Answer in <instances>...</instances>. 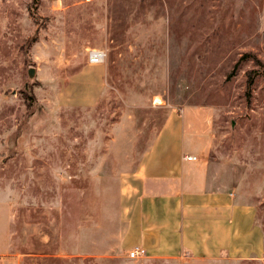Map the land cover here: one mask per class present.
<instances>
[{"label":"rangeland","instance_id":"374dc122","mask_svg":"<svg viewBox=\"0 0 264 264\" xmlns=\"http://www.w3.org/2000/svg\"><path fill=\"white\" fill-rule=\"evenodd\" d=\"M90 48L107 56L88 105L69 80ZM183 109L212 128L208 187L264 224V0H0V264H264L135 241L142 157Z\"/></svg>","mask_w":264,"mask_h":264},{"label":"crops","instance_id":"0c3cea01","mask_svg":"<svg viewBox=\"0 0 264 264\" xmlns=\"http://www.w3.org/2000/svg\"><path fill=\"white\" fill-rule=\"evenodd\" d=\"M104 81L102 63L87 62L69 86L89 105L99 100ZM205 115L171 112L144 153L139 174L146 191L134 239L158 257L263 258L264 224L257 205L241 202L234 190L208 187L209 161L200 154L209 151L214 137ZM195 117L202 127L193 124Z\"/></svg>","mask_w":264,"mask_h":264},{"label":"built area","instance_id":"2783aa9c","mask_svg":"<svg viewBox=\"0 0 264 264\" xmlns=\"http://www.w3.org/2000/svg\"><path fill=\"white\" fill-rule=\"evenodd\" d=\"M107 53L102 48H90L88 52V62L91 64L103 63L106 59ZM188 159H196L194 155L187 156ZM146 254V249L141 246H135L129 252V257L138 258Z\"/></svg>","mask_w":264,"mask_h":264},{"label":"trees","instance_id":"16d2710c","mask_svg":"<svg viewBox=\"0 0 264 264\" xmlns=\"http://www.w3.org/2000/svg\"><path fill=\"white\" fill-rule=\"evenodd\" d=\"M35 1L37 2V0H35ZM233 72H234V70L229 75L231 76V74H233ZM254 82H255V71L254 70H250L247 73V82H246V95L248 96V98H250V96H251V92H252V89H253ZM26 99L28 101H30V99L33 100L34 97H33L32 94H27L26 95ZM32 103H33V101H30L29 105H31Z\"/></svg>","mask_w":264,"mask_h":264},{"label":"bare ground","instance_id":"6f19581e","mask_svg":"<svg viewBox=\"0 0 264 264\" xmlns=\"http://www.w3.org/2000/svg\"><path fill=\"white\" fill-rule=\"evenodd\" d=\"M158 100V99H157Z\"/></svg>","mask_w":264,"mask_h":264}]
</instances>
